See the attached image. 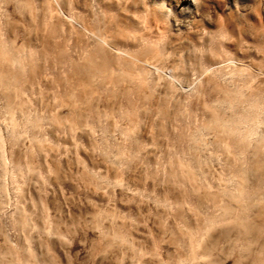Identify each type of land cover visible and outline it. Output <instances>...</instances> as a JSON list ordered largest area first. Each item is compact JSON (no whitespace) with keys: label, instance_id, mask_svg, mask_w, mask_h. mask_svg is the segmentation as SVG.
<instances>
[{"label":"rangeland","instance_id":"rangeland-1","mask_svg":"<svg viewBox=\"0 0 264 264\" xmlns=\"http://www.w3.org/2000/svg\"><path fill=\"white\" fill-rule=\"evenodd\" d=\"M182 1L0 0V264H264V0Z\"/></svg>","mask_w":264,"mask_h":264},{"label":"bare ground","instance_id":"bare-ground-1","mask_svg":"<svg viewBox=\"0 0 264 264\" xmlns=\"http://www.w3.org/2000/svg\"><path fill=\"white\" fill-rule=\"evenodd\" d=\"M191 1L193 2V0H184V1H182L181 3H179V5H178L179 10H180V11H183V12H187V11H188L187 9L189 8V4H193V3H190ZM155 3H156V2H155ZM159 6H160V5H159ZM161 8H162L163 10L168 11L167 9L163 8L162 6L160 7V9H161ZM157 10H158V9H157ZM179 10H178V11H179ZM161 11H162V10H161ZM180 11H179V12H180ZM149 41H150V40H149ZM94 59H95V56H94V57H93V56H90V57H89V59H88V61H87L89 66L91 65V66L93 67V66L96 65L97 62H95ZM99 59H100V58H99ZM98 61H99V60H98ZM85 63H86V62H85ZM100 63H101L100 65L103 67V66L105 65L104 63H108V62H106V60H105V58H104L103 60H101ZM100 65H99V66H100ZM86 67H87V66H86ZM89 70H90V69H89ZM73 101H74V100H73ZM258 109H259V108H258ZM246 118H247V117H246ZM248 118H249V117H248ZM243 120H244V119H243ZM247 120H248V119H247ZM236 121H237V120H236ZM240 121L243 122L241 119H240ZM240 121H238L237 123H239ZM233 122H235V121H233ZM245 123H247V122H245ZM241 129H242V128H241ZM233 130H234V129H233ZM233 130H232V131H233ZM248 133H249V132L244 133V134H241V135L239 134V135H240V138H239V139H240L241 141L244 140L245 137H246V135H248ZM250 133H251V132H250Z\"/></svg>","mask_w":264,"mask_h":264}]
</instances>
